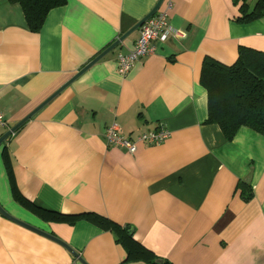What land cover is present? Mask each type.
<instances>
[{"label": "crops", "instance_id": "1", "mask_svg": "<svg viewBox=\"0 0 264 264\" xmlns=\"http://www.w3.org/2000/svg\"><path fill=\"white\" fill-rule=\"evenodd\" d=\"M158 1L68 0L36 33L19 4L0 0V113L8 123L0 137ZM257 1L247 0L250 10ZM168 15L184 38L156 43L123 76L117 59L134 48L138 29L0 145V205L87 264H151L129 260L124 230L111 223L133 229L170 264H264V136L243 127L228 141L207 124L202 83L206 60L230 65L240 47L264 52V17L239 22L235 0H173ZM112 125L130 139L161 126L170 137L131 155L107 143ZM35 209L78 219L57 223ZM0 264L81 263L0 215Z\"/></svg>", "mask_w": 264, "mask_h": 264}, {"label": "trees", "instance_id": "2", "mask_svg": "<svg viewBox=\"0 0 264 264\" xmlns=\"http://www.w3.org/2000/svg\"><path fill=\"white\" fill-rule=\"evenodd\" d=\"M19 4L24 12L29 29L39 32L49 13L67 5L68 0H9ZM240 2L239 22L248 23L264 17V0H258L253 10L247 0ZM202 83L209 96V116L207 124L220 127L226 140L232 141L237 132L245 127L264 136V52L247 47L239 48L238 59L234 64H224L214 59L206 60L202 69ZM243 183H239V187ZM18 200H23L18 194ZM51 221L74 224L78 217L58 215L35 209ZM105 222V221H104ZM116 232L124 230L125 236L119 237L128 249L129 260L153 258L151 264H170L156 257L151 251L139 244L129 231L111 223Z\"/></svg>", "mask_w": 264, "mask_h": 264}, {"label": "built area", "instance_id": "3", "mask_svg": "<svg viewBox=\"0 0 264 264\" xmlns=\"http://www.w3.org/2000/svg\"><path fill=\"white\" fill-rule=\"evenodd\" d=\"M165 10H159L141 28L139 38L134 48L128 54H120L117 59L118 73L126 76L133 69L136 63L142 59L152 56L156 52V43H165L171 38H184L185 34L176 31L169 24L168 11L173 6V0H164ZM8 123L0 113V132L7 127ZM1 136V135H0ZM170 137V132L163 126L151 133L141 134L136 139L126 138L116 126H110L105 133L107 143L119 147L134 155L139 144L160 145Z\"/></svg>", "mask_w": 264, "mask_h": 264}, {"label": "water", "instance_id": "4", "mask_svg": "<svg viewBox=\"0 0 264 264\" xmlns=\"http://www.w3.org/2000/svg\"><path fill=\"white\" fill-rule=\"evenodd\" d=\"M164 0H159L153 10L144 18L142 19L133 29H131L128 33L117 39L112 45H110L107 49H105L100 55H98L93 61H91L86 67H84L77 75H75L66 85H64L59 91H57L52 97H50L47 101H45L40 107H38L35 111L29 114L25 119L19 122L15 127L10 129L6 132L2 137H0V145L6 141L11 135H13L17 130H19L25 123H27L37 112H39L44 106H46L51 100H53L57 95H59L62 91H64L68 86H70L75 80H77L80 76H82L86 71H88L93 65L99 62L103 57H105L108 53L113 51L123 40L128 37L133 32L140 29L149 19H151L161 8L163 5ZM0 215H2L5 219L9 220L10 222L19 225L29 231H32L58 245L63 247L67 250L76 260H78L81 264H87L83 258L67 243L58 239L57 237L44 232L38 228H35L23 221H20L13 216H11L3 207L0 205ZM130 235H133V229L129 231Z\"/></svg>", "mask_w": 264, "mask_h": 264}]
</instances>
